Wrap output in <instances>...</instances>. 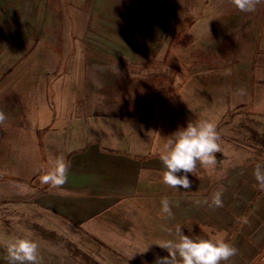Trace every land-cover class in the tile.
I'll return each instance as SVG.
<instances>
[{"label":"rangeland","instance_id":"rangeland-1","mask_svg":"<svg viewBox=\"0 0 264 264\" xmlns=\"http://www.w3.org/2000/svg\"><path fill=\"white\" fill-rule=\"evenodd\" d=\"M147 1L0 0V112L16 118L0 124V264H9L8 241L23 235L37 242L38 264H156L169 255L159 244L176 239L177 226L208 237L209 217L185 209L202 211L208 200L197 191L205 165L188 174L195 194L162 179L161 147L188 120L216 125L220 148L208 171L224 161L238 166L215 193L229 199L235 178L254 177L249 163L264 156V118L250 108L253 53L231 45L248 26L231 22L248 11L231 0ZM93 143L140 163L136 190L78 227L27 202L52 186L41 177L58 161L68 167ZM205 209L214 225L229 226V208Z\"/></svg>","mask_w":264,"mask_h":264},{"label":"crops","instance_id":"crops-1","mask_svg":"<svg viewBox=\"0 0 264 264\" xmlns=\"http://www.w3.org/2000/svg\"><path fill=\"white\" fill-rule=\"evenodd\" d=\"M147 2L152 4V7L159 4L158 0ZM254 3V9L248 11L243 19L242 16L240 18L236 16L237 19H241L240 23L231 22L234 25L247 24L248 26L246 28L239 27L238 32L233 37L228 36L231 37V45L232 40L236 43L234 50L240 48L241 51L243 50L244 53L242 54L244 55L247 52L251 53V51L253 53L252 68L249 74L251 78L258 82V85L256 87L257 92L253 93L250 108L253 113L262 115L264 118V0H254ZM142 4H146V1H143ZM230 4H235L234 0H231ZM231 54L232 51L229 49L228 55L231 56ZM128 102L131 103V100H127ZM175 106L177 105L174 104ZM185 109L189 111V109ZM188 116L187 114L186 117ZM13 118L16 119L12 113L0 112V124ZM174 120H177V118ZM157 122L161 123L163 121L159 119ZM137 123L141 124L140 122ZM160 126L162 132L163 124L161 123ZM2 137L0 129V145H2ZM8 147L7 152L13 154L15 151L13 140L10 141ZM111 150L102 147L98 143L87 146L71 159L66 169L64 183L51 184L52 186L49 189L42 191L37 196L28 197L27 202L31 204L38 203L47 212L64 217L68 225L70 223L73 227L80 226L82 220L91 218L96 210L105 209L107 204L131 194L141 182L142 172L144 173V171L141 172L140 163L132 160L128 154L125 155L127 157L114 155L113 153L116 152H110ZM263 157L257 155L254 161L249 163V168H254L257 163L264 164ZM260 158L262 159L260 160ZM10 161L14 164L17 162L16 152H14L13 158L10 156ZM207 167H203L207 172H203V175L198 179V181L202 180V185L197 188V191L198 193L201 192L202 197H207L209 202L206 200L201 205L202 211L186 204L185 209L187 213H190L188 217L194 219L209 217L208 222L204 224L209 231V236H204V238H222L236 248L234 254L222 259L219 264H264V185L258 184L254 177H249V180L245 178L247 181L236 180L235 178L233 197L229 199L220 197L221 202L217 204L218 207L224 210L228 208L231 210V213H233L232 220L229 222V226H226V224L214 225L212 222L213 217L209 213L207 215L205 208H208L210 202H213L212 197L216 185H223L227 178L232 176L231 170L238 166L228 165L224 161L218 165L216 168L218 170L215 173L208 171ZM251 171L253 172V170ZM211 173L214 175L212 176ZM39 174L38 169L32 173V176L35 177ZM190 182V188H185V191L195 194L196 181L192 180ZM26 184H29L28 181H26ZM178 196L175 199L177 200V207L180 206L178 203L180 196ZM182 203L183 201H181ZM193 203L195 202L193 201ZM213 225L214 228H212Z\"/></svg>","mask_w":264,"mask_h":264},{"label":"clouds","instance_id":"clouds-1","mask_svg":"<svg viewBox=\"0 0 264 264\" xmlns=\"http://www.w3.org/2000/svg\"><path fill=\"white\" fill-rule=\"evenodd\" d=\"M242 11H252L254 0H234ZM219 134L211 120L190 121L178 126L166 136L160 150V160L164 165L162 179L165 183L182 188H190L189 173L193 174L197 163L213 166L216 162L215 153L219 151ZM67 165L63 160L51 172L41 177L42 182L62 184L66 179ZM256 182L264 185V164L257 163L253 168ZM213 203L220 204V193H214ZM163 211H168L165 200ZM177 238L167 240L161 247L167 249L169 255L158 256L156 264H219V262L236 252V248L224 239L197 238L185 234L180 226L175 229ZM169 249L172 251L169 252ZM9 264H38L37 242L28 235L16 236L6 245Z\"/></svg>","mask_w":264,"mask_h":264}]
</instances>
